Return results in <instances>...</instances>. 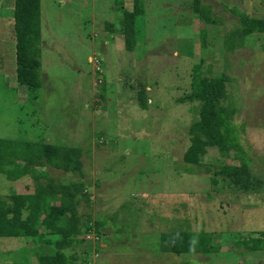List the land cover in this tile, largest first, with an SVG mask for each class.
I'll return each mask as SVG.
<instances>
[{"label": "rangeland", "instance_id": "obj_1", "mask_svg": "<svg viewBox=\"0 0 264 264\" xmlns=\"http://www.w3.org/2000/svg\"><path fill=\"white\" fill-rule=\"evenodd\" d=\"M134 1L40 0L41 86L31 87L15 77L13 0H0V137L80 147V170L37 169L82 180L88 195L79 213L91 230L65 250L76 257L68 264H264V248L241 243L264 230V34L242 36L233 12L264 17V0H137L128 51L120 7ZM196 69L226 77L248 190L221 172L240 163L235 150L208 147L195 166L183 161L198 115L189 99ZM35 185L0 173V195ZM172 231L207 232L217 250L162 252L160 235ZM38 245L0 237V264H36Z\"/></svg>", "mask_w": 264, "mask_h": 264}, {"label": "trees", "instance_id": "obj_2", "mask_svg": "<svg viewBox=\"0 0 264 264\" xmlns=\"http://www.w3.org/2000/svg\"><path fill=\"white\" fill-rule=\"evenodd\" d=\"M13 32L15 53V77L21 85L41 86V22L40 0H13ZM119 32L124 39V47L132 51L136 44L135 18L143 11L134 1L133 10L120 7ZM239 17L238 31L242 36L253 33L264 34V17H257L233 8ZM205 12H203V15ZM113 29V25L109 24ZM204 32V31H203ZM190 51V50H189ZM191 54V52H189ZM226 77L224 75H203L196 69L192 73L189 99L197 102V119L189 128L190 144L183 155V161L198 164L208 147H216L223 156L235 150L241 158L239 164L226 165L222 174L244 190L254 186L249 172L248 160L241 149L229 107L223 104L226 98ZM137 100L146 106L145 86L138 90ZM81 149L79 146H61L45 142L0 137V173L9 180L31 175L36 185L29 192L0 195V237H24L37 240L33 251L36 264H68L75 260L66 249L74 245L80 237L91 230L79 213L82 201L88 195L83 189V181L70 179L62 182L54 177L37 172L47 166L56 169L80 170ZM192 171V169H188ZM103 220L96 218L94 229L99 231ZM87 225V226H86ZM259 236L242 240L250 251L264 248V230ZM162 252L206 253L217 250L209 233L172 231L162 233L159 239ZM11 264H34L14 262ZM181 264H190L182 262Z\"/></svg>", "mask_w": 264, "mask_h": 264}, {"label": "crops", "instance_id": "obj_3", "mask_svg": "<svg viewBox=\"0 0 264 264\" xmlns=\"http://www.w3.org/2000/svg\"><path fill=\"white\" fill-rule=\"evenodd\" d=\"M64 2V0H62Z\"/></svg>", "mask_w": 264, "mask_h": 264}]
</instances>
